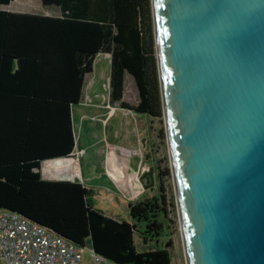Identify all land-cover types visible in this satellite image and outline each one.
I'll return each mask as SVG.
<instances>
[{"label":"trees","instance_id":"16d2710c","mask_svg":"<svg viewBox=\"0 0 264 264\" xmlns=\"http://www.w3.org/2000/svg\"><path fill=\"white\" fill-rule=\"evenodd\" d=\"M14 0H0V8ZM56 17L0 9V211L89 248L114 264H173L160 239L176 225L158 187L128 204L130 221L93 206L74 181L42 178L41 163L81 148L72 124L95 58H109L108 102L135 117H163L151 0H40ZM137 103L123 99L126 76ZM159 135L163 138V130ZM164 176L169 177L168 168ZM151 178V177H150ZM152 179V178H151ZM172 226V227H171ZM139 235L145 243L135 242Z\"/></svg>","mask_w":264,"mask_h":264},{"label":"water","instance_id":"95a60500","mask_svg":"<svg viewBox=\"0 0 264 264\" xmlns=\"http://www.w3.org/2000/svg\"><path fill=\"white\" fill-rule=\"evenodd\" d=\"M151 5L188 264H264V0Z\"/></svg>","mask_w":264,"mask_h":264},{"label":"rangeland","instance_id":"374dc122","mask_svg":"<svg viewBox=\"0 0 264 264\" xmlns=\"http://www.w3.org/2000/svg\"><path fill=\"white\" fill-rule=\"evenodd\" d=\"M0 9L52 17L59 15L55 8H45L39 0H14ZM109 72V58L104 54L98 55L93 72L86 77V82L90 84L92 80L95 87L89 89L86 96L82 95L80 102L72 107L77 147L82 150L77 148L68 158L70 160H66L67 165L62 160L56 162L58 165H50L51 162L42 164L41 176L45 180L80 183L91 190L95 209L126 222L130 221L128 204L149 199L158 187H162L167 201L174 205V208L169 207L168 217L176 225L171 226L169 234L166 233L159 244L170 251L173 264H188L164 115L161 121L139 119L129 111L110 106L107 94ZM123 99L130 104H136L138 99L133 80L128 75ZM160 129L163 130V138L159 135ZM110 155L114 159L112 163ZM112 168H117L116 171L124 178L111 174ZM166 168L169 177L164 176ZM60 174L63 176L61 179L58 178ZM113 177L120 180L116 181ZM133 182L134 189L131 187ZM135 242L139 249L145 246L137 234ZM81 264H93L88 247L82 251Z\"/></svg>","mask_w":264,"mask_h":264},{"label":"built area","instance_id":"2783aa9c","mask_svg":"<svg viewBox=\"0 0 264 264\" xmlns=\"http://www.w3.org/2000/svg\"><path fill=\"white\" fill-rule=\"evenodd\" d=\"M83 250L16 214L0 211V264H81ZM90 252L93 264H114Z\"/></svg>","mask_w":264,"mask_h":264},{"label":"bare ground","instance_id":"6f19581e","mask_svg":"<svg viewBox=\"0 0 264 264\" xmlns=\"http://www.w3.org/2000/svg\"><path fill=\"white\" fill-rule=\"evenodd\" d=\"M101 93V92H100ZM101 98V97H100ZM98 98H96V100H97ZM100 100V99H99ZM165 116H167L166 114H165ZM66 160H68V159H64V160H62V161H65L66 163H65V165H67L68 164V161L70 160H68V161H66ZM109 160H110V162L112 163L113 161H114V159H113V156H109ZM58 161H61V160H55V161H48V162H46L45 164H47V163H49V162H51V164L50 165H52V163L53 162H58ZM74 162V161H73ZM44 164V163H43ZM54 164V163H53ZM116 169L117 168H112L111 169V171H110V173L111 174H117V175H120V176H123L122 177V179L124 178V175L122 174L121 175V173H118V171H116ZM173 173H174V169H173ZM70 175V174H69ZM116 181H119L120 179H116L115 177H113ZM175 181V180H174ZM131 187L134 189V182H133V184L131 185ZM179 212H180V209H179ZM180 220H181V216H180ZM180 226H181V229H182V224H180ZM182 234H183V230H182ZM184 246H185V242H184ZM185 251H186V247H185ZM186 256H187V254H186ZM188 260V259H187Z\"/></svg>","mask_w":264,"mask_h":264},{"label":"crops","instance_id":"0c3cea01","mask_svg":"<svg viewBox=\"0 0 264 264\" xmlns=\"http://www.w3.org/2000/svg\"><path fill=\"white\" fill-rule=\"evenodd\" d=\"M40 1V0H39ZM40 4H41V2H40ZM106 57H108L107 55H105ZM93 72V71H92ZM87 77V76H86ZM86 77H85V81H84V88H83V92H82V95H85L86 96V94H87V91H89V89H91L93 86H94V83H93V81L92 80H90L91 82H90V84L88 83V82H86ZM89 84V88H86L87 87V85ZM95 87V86H94ZM97 93V92H96ZM96 93H94L95 94V96L97 95ZM73 124V123H72ZM82 150V149H81ZM54 164L53 165H55V164H57L56 162H53ZM58 165V164H57ZM56 174H59V173H56ZM67 174H69V173H67ZM68 176V175H67ZM58 178L59 179H61V178H63V176H61V174L58 176ZM64 181V180H63Z\"/></svg>","mask_w":264,"mask_h":264}]
</instances>
